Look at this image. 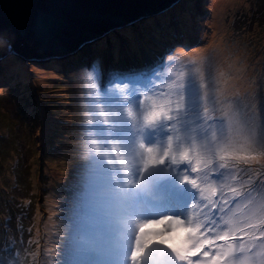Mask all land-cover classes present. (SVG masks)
<instances>
[{"label":"rangeland","instance_id":"obj_1","mask_svg":"<svg viewBox=\"0 0 264 264\" xmlns=\"http://www.w3.org/2000/svg\"><path fill=\"white\" fill-rule=\"evenodd\" d=\"M250 1L197 0L191 8H186L183 1L176 11L178 13L180 10V13L188 15V17L182 15L184 18L196 20L197 26L194 31L198 34L200 29L203 30L204 24L202 33L206 41L199 50L206 49L188 59H186L188 54L180 52L171 61H167L165 70L177 58L174 66L162 76L158 75L150 88L140 91L144 102H133L129 96L124 97L120 88L105 94L99 100L98 71L101 67L93 72L91 77L82 70L65 77L63 72L53 71L56 69L52 66L61 67V62L57 59L46 63L42 58L29 60L10 53L8 58L4 57L0 60L2 69L0 72V191L5 197H9L11 192L19 211L28 208L32 214L31 217H27L28 223H25V228L28 230L26 235L11 222L0 226V264H37L38 258L41 262L48 263L53 257L60 259L65 256L66 252L61 248L65 244L50 246L46 243L44 246H39L36 235L38 232L43 233L41 228L47 222L53 230L60 227L59 222L67 227V219L72 218L73 223L70 225L74 227L76 220L75 230L78 231V228L88 220L84 217L83 211L86 207L83 206L81 199L76 201V195L89 198V191L91 194L97 193L102 186L101 183H106L107 174L106 170L100 172L105 177L102 182L98 179L101 176L91 174L93 177L87 178L79 170L89 164L80 158L87 157V154L99 157L95 153L101 151L99 147L104 145L103 130L100 131L101 127L96 128L97 120H111L114 130L109 135L121 141L118 151L124 155L130 146L127 135L134 128L143 131L144 136L152 139L153 144L156 145L158 136L151 126L145 123L144 111L153 101L159 104L176 99V95L172 98L169 92H164L167 91L165 87L171 84L172 88L176 89V85L185 77H192L197 84L204 83L205 87L206 81L212 82L220 89L232 79H239L240 82L232 88L234 97H243L255 105L259 102L260 105L264 103V53H262L264 14L263 19H253L252 25L247 21L245 32L248 33L234 34L240 27L237 23L238 16L249 12L253 7ZM252 1L256 8L259 2L262 7L260 12H264V0ZM171 11L170 8L165 14L155 15L148 23L138 25L137 22L127 26L126 29L133 28L135 35L142 33L143 39L147 36V40L152 41L149 38H152L155 28H158L161 21L175 16L173 12L170 13ZM116 30L111 29L105 38L94 42L92 52L99 46L104 48V45H108L106 38L112 40L116 34L125 32L115 33ZM211 31L215 33L210 43ZM166 35L170 37L168 29L164 37ZM131 38L126 36V39ZM103 48L97 51L102 54ZM222 49H226L230 54L222 58L223 62L219 63L216 59L224 56V53H221ZM99 58L102 56L99 55ZM65 62L70 63L69 60ZM157 80L160 83L155 84ZM92 87L96 101L89 103L93 96ZM162 93L164 97L160 99L158 94ZM213 96L214 94H209L210 99ZM171 106L175 108V104ZM261 117H264V113ZM255 120L256 116H254ZM193 127L192 123L191 128ZM212 127L215 128V125ZM258 128L255 130L250 127L247 134L235 142H225L223 136L216 139L212 142L214 145L212 157L221 154L239 157L244 155L248 156L249 160L257 159L264 162V128L261 122ZM181 135L183 137L184 134ZM192 136L194 137L193 134ZM184 141L190 140H182ZM217 144L220 145L219 148L215 147ZM108 150L106 146L105 155L108 154ZM254 151L259 152L261 157L255 158L252 153ZM88 159L95 160L94 157ZM86 170L94 172L92 168ZM96 170L100 169L96 168ZM256 175L264 183V174L256 173ZM82 185H85V188H82ZM90 185L88 189L86 186ZM7 202L4 197L0 199V213L5 214L6 217L8 212L14 210ZM261 204H264V200ZM79 208L81 210L76 211ZM87 208L91 210L90 207ZM20 215L25 216L24 213ZM251 225L253 232H264V216L258 221L251 222ZM86 229L89 230L87 227ZM43 238L51 242L49 234ZM74 241L84 243L83 238L78 234L75 235ZM256 255L264 259L261 249ZM237 256L233 255L230 258L234 259ZM233 264L248 263L239 261Z\"/></svg>","mask_w":264,"mask_h":264},{"label":"snow or ice","instance_id":"obj_2","mask_svg":"<svg viewBox=\"0 0 264 264\" xmlns=\"http://www.w3.org/2000/svg\"><path fill=\"white\" fill-rule=\"evenodd\" d=\"M166 59L171 61L173 57L172 55H168ZM155 78L156 73L154 72H141L139 74L116 76L115 81L123 83L126 86L130 98L144 102V97L138 95V93L142 89L150 88ZM204 90V83L197 84L192 77H185L176 85L175 95L177 98L175 101L168 100L159 104L153 101L148 109L144 111L145 123L150 125L156 136H158L156 147L149 149L151 153L150 162L165 165L166 160L170 158L171 164L175 166L167 171L163 167L159 168L157 189L161 196L162 205L173 215H163L159 220L154 221V224H160L162 227L157 229L153 235L160 237L156 242L166 247L179 261H183L189 256H196L206 245L215 244L216 240L226 241L230 239L227 232L223 235L216 234V230L220 227V224L215 219L207 225L201 222L193 224L190 218L185 219L184 216L175 214L183 211L187 215L189 203L197 201V179H190L189 174H185L181 178L180 173H189V168H181L180 165L190 162L192 150H196L199 155L207 157V162L204 165L205 168L212 165L211 156L214 145L207 140V133L203 128H201L203 138L193 137V129L191 128L192 123L199 125L202 121L206 123L211 122L217 126L220 125L219 121L213 120V117L209 115L213 110L212 101L209 98V94ZM173 103L175 104V108L171 107ZM181 133L184 134L183 137ZM216 138L214 135L212 139L215 141ZM182 140H190L191 146H186L182 143ZM219 146V144L215 145L216 148H219ZM219 159L223 161L225 157L221 155ZM213 167L215 166L213 165ZM227 167L226 162L219 164V169ZM197 171V167H191L190 169L191 173ZM208 178L207 173L199 177L201 181H207ZM211 191L212 195H216L215 188ZM233 191L235 192V189ZM236 194L239 195V193ZM199 196L207 198L205 197L204 190L199 192ZM209 203L213 209L217 208L216 202L209 200ZM193 206H195L194 203ZM219 211L223 212V207ZM258 211L264 213V204L260 206ZM213 217H215V213H213ZM223 223L232 224V217L228 216V218L223 220ZM201 227L204 228V232H208L210 235L203 240L194 242V237L200 233ZM177 230H180L183 234L170 235V233ZM213 234H215L214 238ZM200 235H203V233H200ZM151 242V239L145 241V246ZM139 243L138 239L137 244L139 245ZM136 255L137 253L134 252L133 256L135 257ZM203 255L207 257L209 256V252L204 251ZM212 259L213 264H216L220 258L219 256H215Z\"/></svg>","mask_w":264,"mask_h":264},{"label":"water","instance_id":"obj_3","mask_svg":"<svg viewBox=\"0 0 264 264\" xmlns=\"http://www.w3.org/2000/svg\"><path fill=\"white\" fill-rule=\"evenodd\" d=\"M177 1L0 0V59L10 53L31 60L74 52L84 41L129 27L143 15H159Z\"/></svg>","mask_w":264,"mask_h":264},{"label":"bare ground","instance_id":"obj_4","mask_svg":"<svg viewBox=\"0 0 264 264\" xmlns=\"http://www.w3.org/2000/svg\"><path fill=\"white\" fill-rule=\"evenodd\" d=\"M188 6V5H187ZM186 6V7H187ZM145 15H143L142 16V18L140 19V20H138V21H136L135 23H137V22H139V21H141L142 19H143V17H144ZM170 20L173 22V23H175V20L173 19V17H171L170 18ZM134 29H136V28H134ZM216 29H217V27H216ZM216 31V30H215ZM215 31H211L210 33H209V36H212V38L214 37V33H215ZM139 34H141L142 35V33H139ZM137 35L136 37H138L139 39H140V42L139 43H136V42H134L136 45H142L140 48H139V50L140 49H142L143 48V46L145 45L144 44V41H143V38H141V35ZM198 35H196V37H197ZM136 37L134 38V40L136 39ZM97 38H99V36H96L94 39H96L97 40ZM85 42V44H83L82 45V47H80L78 50H76V51H74V52H72L71 50L70 51H68L69 53L71 52V54L72 53H76V52H79V53H82L83 54V57H85V56H87V55H89L90 53H91V51H92V48H93V44H94V42L95 41H92V40H90V41H84ZM122 44V45H121ZM144 44V45H143ZM194 44V40L192 39V40H190L189 42H187L186 43V46L187 47H190L191 45H193ZM118 51L115 53L118 57H120L121 58V60L120 61H122V62H124V60H130V59H132V58H134L136 55H134V57H133V55L131 54V49H130V47L128 46H126L125 45V43H120L119 44V48H116ZM139 50H138V52H139ZM203 50H205V48L204 49H202L201 51H203ZM67 52V53H68ZM196 52V51H195ZM195 52H191L190 54H193V53H195ZM221 53L223 54L224 53V56H222V57H217V59H216V62H219V63H222L223 62V60H222V58H226V56L228 55V54H230V53H227V50L225 49H222V51H221ZM137 54V53H136ZM15 55V54H14ZM58 56H60V55H58ZM58 56H46V57H43L42 58V60H44L46 63L47 62H50V61H52V60H54L55 58H57ZM5 58H8V56H5ZM66 59V58H65ZM33 60V59H32ZM114 63H117V62H114ZM117 67V68H116ZM120 67V65L119 64H116L115 66H114V68H113V66H112V68H113V71L115 70V69H118ZM130 67V68H129ZM124 69H126V70H135V68H134V66L131 64V63H129L128 65H127V67H125ZM122 76H124V74H122ZM159 197H160V199H161V196L159 195ZM136 201L137 202H140V201H138L137 199H136ZM36 242H37V244H39V246H44L46 243H47V240L45 239V238H43L42 236H40V235H36ZM55 259H56V257H53V259L51 260V261H49L47 264H55Z\"/></svg>","mask_w":264,"mask_h":264},{"label":"trees","instance_id":"obj_5","mask_svg":"<svg viewBox=\"0 0 264 264\" xmlns=\"http://www.w3.org/2000/svg\"><path fill=\"white\" fill-rule=\"evenodd\" d=\"M250 5H252L253 7H251L249 9V12H245V13H242L240 14L238 17V25L240 24V27H239V30H236L235 31V35H243V34H246L248 32H245L246 30V27L248 26V23L247 21H249L252 25V22H253V19L255 18H260V19H263L262 15L264 14V12H260L262 10V7L260 6V3L258 2V8H256V5L254 4V2L251 0L250 1ZM186 17V16H185ZM262 17V18H261ZM247 23V24H246ZM249 23V24H250ZM249 29V28H248ZM247 29V30H248ZM125 32V35L128 36V38H131L132 37V29L131 30H124ZM264 53V48H263V52ZM9 71V70H8ZM0 72H2V69L0 68ZM3 72H7V71H3Z\"/></svg>","mask_w":264,"mask_h":264},{"label":"clouds","instance_id":"obj_6","mask_svg":"<svg viewBox=\"0 0 264 264\" xmlns=\"http://www.w3.org/2000/svg\"><path fill=\"white\" fill-rule=\"evenodd\" d=\"M184 1L186 2V0H184ZM138 23H139L138 25H140V24L145 23V21H143V19H142ZM120 31L121 30H116L114 32L116 33V32H120ZM122 31H123V29H122ZM119 34H122L123 35V33H119ZM106 40H108V39L106 38ZM94 41L96 42V39ZM112 42H113V40H108L107 43H110V44L114 45L116 48H119V43H120L119 41H114L113 43ZM124 43H126V42H124ZM104 54H106V53H104ZM62 57H66V54L60 55L57 58H55V59H57V60H59L61 62V67L59 68L58 66H52L53 69L54 68L56 69V70H53V71L63 72V70L66 68V66H62V65L64 64V60H69V59H65V58H62ZM94 58L95 57H93V58H85V59L83 58L84 59L83 61H85V62H92V61H94ZM71 59L72 58H70L69 61H72L73 60V59L72 60ZM98 69H99V61H94L91 68H84V69H82V71L85 72L89 77H91L92 74H93V72L94 71H98ZM74 73H76V71L64 72L63 74H64L65 77H68V76H70L71 74H74Z\"/></svg>","mask_w":264,"mask_h":264}]
</instances>
